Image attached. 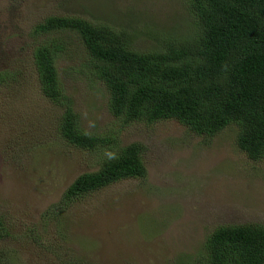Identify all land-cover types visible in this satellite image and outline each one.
I'll return each mask as SVG.
<instances>
[{
  "label": "rangeland",
  "instance_id": "obj_1",
  "mask_svg": "<svg viewBox=\"0 0 264 264\" xmlns=\"http://www.w3.org/2000/svg\"><path fill=\"white\" fill-rule=\"evenodd\" d=\"M49 15L112 26L140 16L136 47L146 50L189 22L185 0H0V70L10 76L0 86V264H193L216 227L264 226V158L237 149L235 127L211 138L175 120L120 130L82 48L56 64L81 125L140 143L147 175L65 206L67 186L96 171L102 153L60 140V111L39 91L31 30Z\"/></svg>",
  "mask_w": 264,
  "mask_h": 264
},
{
  "label": "trees",
  "instance_id": "obj_2",
  "mask_svg": "<svg viewBox=\"0 0 264 264\" xmlns=\"http://www.w3.org/2000/svg\"><path fill=\"white\" fill-rule=\"evenodd\" d=\"M189 22L156 48L141 49L145 28L112 26L76 16L49 15L31 30V64L43 98L59 109L57 134L67 146L102 153L96 171L77 176L63 204L126 179H145L140 143L87 131L56 67L83 50L88 78L107 93V110L120 130L133 123L175 120L213 137L236 128L235 145L251 161L264 158V0H185ZM131 15V14H130ZM171 32V33H172ZM184 32V33H183ZM0 70V86L9 83ZM5 232L0 220V238ZM193 264H264V226L221 225L204 239Z\"/></svg>",
  "mask_w": 264,
  "mask_h": 264
}]
</instances>
